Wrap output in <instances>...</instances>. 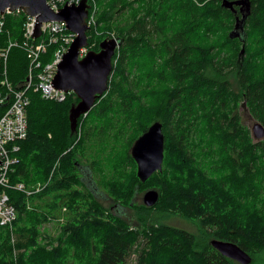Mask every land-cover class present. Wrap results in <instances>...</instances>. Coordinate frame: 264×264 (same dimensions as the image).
<instances>
[{
    "label": "trees",
    "instance_id": "16d2710c",
    "mask_svg": "<svg viewBox=\"0 0 264 264\" xmlns=\"http://www.w3.org/2000/svg\"><path fill=\"white\" fill-rule=\"evenodd\" d=\"M94 2L88 49L98 50L111 35L120 42L109 88L73 133V93L58 102L29 91L27 134L17 142L19 161L9 178L33 192L6 190L17 213L14 233L23 239L13 243L0 226V264H126L132 253L134 264H240L219 253L213 239L232 241L252 257L250 264H264V141L253 140L238 113L243 103L264 126V0H247L234 36L241 5L231 10L222 0ZM26 21L21 11L6 15L1 44L21 43ZM56 47L50 44L40 59L51 60ZM29 61L23 48H10L13 87L26 81ZM6 107L0 104V116ZM155 121L164 135L162 169L140 182L130 148ZM95 146L94 159L83 164L78 151ZM79 165L114 203L134 207L136 226L98 202ZM150 188L159 193L156 204L133 201ZM42 206L50 213L66 208L60 244L51 249L37 242L39 225L56 218ZM173 217L193 230L166 222ZM15 248L24 250L14 256Z\"/></svg>",
    "mask_w": 264,
    "mask_h": 264
},
{
    "label": "water",
    "instance_id": "95a60500",
    "mask_svg": "<svg viewBox=\"0 0 264 264\" xmlns=\"http://www.w3.org/2000/svg\"><path fill=\"white\" fill-rule=\"evenodd\" d=\"M233 4L241 5L242 18H236V24L230 36L238 35L249 10L247 0H222V5L233 10ZM5 9L20 10L25 15L35 19L33 38L41 35V25L49 21H63L66 28L75 34L67 50L58 62L52 83L55 88L71 91L78 102L69 109L71 132H75L77 121L85 115L109 88V81L113 71L112 58L119 47V39L107 37L98 44V50L88 49L85 55L79 58V51L88 47L89 25L87 23L89 4L88 0H80L78 4H65L57 11L52 10L46 0H0V14ZM242 27V26H241ZM240 27V29H241ZM243 53V49H241ZM255 139L264 137V126L256 121L251 128ZM164 151V135L162 124L159 121L151 123L133 142L130 154L136 163V175L140 182H145L153 173L161 171ZM1 162V161H0ZM80 170L88 173L87 166H80ZM159 193L155 189H147L143 193L142 203L147 206L156 204ZM133 202H131L132 204ZM211 245L222 255L240 263L250 264L252 257L240 246L232 241L213 239Z\"/></svg>",
    "mask_w": 264,
    "mask_h": 264
},
{
    "label": "built area",
    "instance_id": "2783aa9c",
    "mask_svg": "<svg viewBox=\"0 0 264 264\" xmlns=\"http://www.w3.org/2000/svg\"><path fill=\"white\" fill-rule=\"evenodd\" d=\"M89 1L91 3H89ZM49 7L57 11L67 5L78 4L80 0H46ZM89 9L87 23L89 27L93 23V16L96 12L94 0H88ZM20 12V10L9 11L5 9L0 14V36L5 27V17L9 13ZM35 19L27 16L24 23L23 41L8 39L4 45L0 39V104L5 103L7 107L0 116V226L12 228L16 219V208L10 202L7 189L13 188L30 195L33 191L26 188L22 182L11 184L9 172L12 166L18 163L19 159L13 153L19 150L18 141L23 140L27 134V108L30 103L29 91L38 92L44 99L61 102L65 100L71 91H63L54 87L52 80L56 72L58 62L63 53L67 50L75 34L66 28L63 21H49L41 25V35L33 38ZM110 37H114L111 35ZM39 39L37 42L33 40ZM56 43L57 47L49 61L43 62L40 56L43 55L50 44ZM19 46L25 50L30 61L28 76L20 88L12 86L7 75V58L11 47ZM88 51L83 47L79 51V58ZM39 187L36 188L37 191Z\"/></svg>",
    "mask_w": 264,
    "mask_h": 264
},
{
    "label": "rangeland",
    "instance_id": "374dc122",
    "mask_svg": "<svg viewBox=\"0 0 264 264\" xmlns=\"http://www.w3.org/2000/svg\"><path fill=\"white\" fill-rule=\"evenodd\" d=\"M96 11H97V8H96ZM95 21H96V12L93 16V23L91 26L95 25ZM111 34H113V33H111ZM113 67H114V65H113ZM238 113L240 115L241 124H243L245 127H247L251 133L252 125L254 122H256V120L252 117V115L248 111L247 107L243 103L239 104ZM251 136H252V133H251ZM252 138L254 141H257V140L264 141V137L261 139H255L252 136ZM97 146H95L94 148L90 147L88 149H85L83 152L78 151V153H79L78 158H81V161L83 162V164L89 163L92 159H94V153H95V149L97 148ZM103 153L106 154L107 152H103V150H102V153L99 152L100 158L103 157ZM84 159H85V161H84ZM97 185L100 188V190H98V192L96 193L98 202L99 203L101 202V204L106 209H108V211L112 215L118 216V217L122 218L123 220L127 221L128 223H130L131 225L136 226L138 223H137L135 216H134V211H133L134 207L133 206L132 207H125V206H121V205L114 203L112 201L113 198L107 193V191L104 188H102L100 186V182H98ZM144 191H142L141 193H136L134 198H133V201L136 202L137 204H143L142 203V197H143ZM108 195L112 199L110 197H108ZM50 200H51L50 197H46L44 199L45 203L50 202ZM84 209H87V207L82 206L81 211H84ZM39 211H42L44 213H48L49 215L53 214L56 216V218L50 219L47 222L42 223L38 227L39 236L37 238V242L39 244L45 246L47 249H51L52 247L58 246V244H60V241H57V237H59V235L61 233V227L65 223L64 217L66 216V208L62 207V210H61V207H58L57 209H55L54 211H52L50 213L49 208H47L46 206H42L41 208H39ZM60 211H61V213H60ZM166 222L171 224V225H174V226L193 230L191 223H189L186 220L181 219L179 217H173L172 219H167ZM29 224H30L29 222H26L25 226H29ZM13 227H14V225L12 226L11 229L8 227L7 228L10 230V233H11V238H10L11 241L13 243H15V242H18V240H22L23 237L19 236V238H17L18 233H14ZM66 233L67 232L64 231V239L66 238ZM52 238H55V239H52ZM68 247L74 249V245H71ZM23 250H24V248H21L20 250H18L16 248L13 249V255L15 256L18 252H22ZM134 261H135V255H134V253H132L129 256V258L127 259L126 264H134ZM73 263L77 264V261L73 260V259H69L67 262V264H73Z\"/></svg>",
    "mask_w": 264,
    "mask_h": 264
},
{
    "label": "flooded vegetation",
    "instance_id": "af4514ba",
    "mask_svg": "<svg viewBox=\"0 0 264 264\" xmlns=\"http://www.w3.org/2000/svg\"><path fill=\"white\" fill-rule=\"evenodd\" d=\"M80 171H81L82 179L84 180V183L86 184L85 186H87L90 190H92L96 194L98 190H100V188L97 184L94 183L91 173L88 172L86 174L82 170Z\"/></svg>",
    "mask_w": 264,
    "mask_h": 264
}]
</instances>
